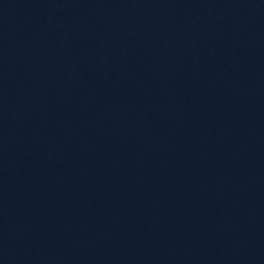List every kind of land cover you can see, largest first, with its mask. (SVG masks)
<instances>
[{
	"label": "water",
	"instance_id": "1",
	"mask_svg": "<svg viewBox=\"0 0 264 264\" xmlns=\"http://www.w3.org/2000/svg\"><path fill=\"white\" fill-rule=\"evenodd\" d=\"M0 197L103 264H264V0H0Z\"/></svg>",
	"mask_w": 264,
	"mask_h": 264
}]
</instances>
